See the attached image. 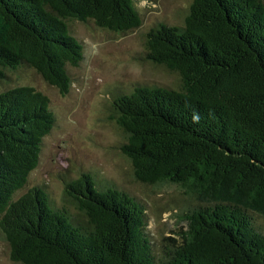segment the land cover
Segmentation results:
<instances>
[{"label":"trees","instance_id":"trees-1","mask_svg":"<svg viewBox=\"0 0 264 264\" xmlns=\"http://www.w3.org/2000/svg\"><path fill=\"white\" fill-rule=\"evenodd\" d=\"M73 22L124 35L141 17L134 0H0V82L28 68L65 93L83 59ZM144 46L179 85L121 92L110 118L137 181L186 191V236L154 252L145 206L89 173L59 205L41 187L21 194L55 124L47 96L21 85L0 90V235L13 262L264 264V0H192L182 25H155Z\"/></svg>","mask_w":264,"mask_h":264},{"label":"rangeland","instance_id":"rangeland-1","mask_svg":"<svg viewBox=\"0 0 264 264\" xmlns=\"http://www.w3.org/2000/svg\"><path fill=\"white\" fill-rule=\"evenodd\" d=\"M191 1L134 0L141 26L124 35L92 23L73 22L72 34L84 46L83 59L79 66L68 67L72 83L65 93L28 68L10 73L11 82H0V90L26 85L42 92L55 117L53 128L43 138L38 165L21 194L41 187L59 205L66 183L89 173L95 188L112 186L145 206L154 252L167 247L165 238L186 236L190 227L184 216L189 201L186 191L171 182L147 185L137 181L130 161L120 151L126 135L110 116L112 100L121 92L139 86L178 87L177 73L144 60V40L159 23L182 25ZM0 264H19L10 259L1 235Z\"/></svg>","mask_w":264,"mask_h":264}]
</instances>
